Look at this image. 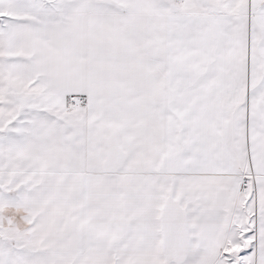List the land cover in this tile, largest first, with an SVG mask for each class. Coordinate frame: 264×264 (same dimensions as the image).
<instances>
[{"label":"snow or ice","instance_id":"1","mask_svg":"<svg viewBox=\"0 0 264 264\" xmlns=\"http://www.w3.org/2000/svg\"><path fill=\"white\" fill-rule=\"evenodd\" d=\"M0 264H264V0H0Z\"/></svg>","mask_w":264,"mask_h":264}]
</instances>
